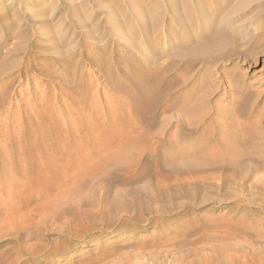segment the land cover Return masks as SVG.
Segmentation results:
<instances>
[{"label": "rangeland", "instance_id": "374dc122", "mask_svg": "<svg viewBox=\"0 0 264 264\" xmlns=\"http://www.w3.org/2000/svg\"><path fill=\"white\" fill-rule=\"evenodd\" d=\"M263 2L264 0H0V177L4 174H7L8 177L12 173L11 178L17 181L28 170V173L32 172L33 168L34 171L38 169L46 175H56L61 170V155L64 152L72 151L70 145L74 137L88 129L95 131L98 130L97 128H101L100 124L106 122V117L111 112L115 111V114L118 112L117 115L121 117L128 92H133L135 84L143 85L147 77L148 79L150 77L158 79V88H163L164 83L170 81L173 83V87L170 86L172 91L175 90L176 93H181L180 95L198 94L194 95L199 100L198 107L201 106V109H198L201 110V113H198V110L196 111L198 115L195 112L193 114L195 117L190 115L185 120L192 121V126L196 128L195 130L192 127L193 129L190 130L191 133L193 132L192 134L189 132L192 139L188 145L197 146L196 148L200 149L199 153L203 151L202 156L207 149L205 145L207 140V144H209L211 137L222 135L223 129L224 132L231 131V128L227 127L230 125L228 123H233V120L230 119L233 116H235L232 118L235 122L233 125L242 121L240 127L245 124L246 129H243L244 126L240 129L239 124L235 125L238 126L236 129L231 124L234 127L232 129L236 132L238 129L241 132L252 129L251 133L260 135L262 144H264V5L262 8L259 7ZM186 6H188L187 9ZM252 8L254 9L251 10ZM260 9H263L261 10L263 12L258 14V17L256 12ZM248 10L251 11L243 15ZM226 11L230 12L229 15L232 14V16L229 17ZM233 16L237 17L236 21H232ZM249 16L253 21L246 19ZM241 19H245L246 22ZM241 21L245 23L242 24ZM219 26L221 29L225 28L228 33L229 31L240 32L238 28L242 26L247 29L248 33L252 32V35L247 40L248 44L234 46L237 52L230 55L227 60L223 59V61L220 57L219 62L216 61L208 68L197 63L195 69L190 71L192 74L185 72L182 69V63H180L183 59L177 53L176 56L174 55L175 50H182L185 47L183 46L185 42L191 44L197 38L199 40L212 37L220 29ZM230 26H233L232 30L229 28ZM216 28L217 30H215ZM227 47L232 49L230 45ZM238 49L244 52L241 50L239 52ZM220 52L221 50L218 51V53ZM140 69L142 73L132 78L135 71ZM193 70L195 71L193 72ZM184 77L189 81V87H177L178 79ZM201 86L203 87L200 90ZM184 92L185 94H182ZM201 102L203 104L206 102L207 105H203ZM231 106L236 110H230ZM223 108H225V115L228 114L226 118L223 116ZM218 109H222L223 114L219 113ZM206 110L210 112L208 113ZM231 112L233 114L230 115ZM235 112L242 117L240 115L237 117ZM165 116L160 115L158 119L161 120L157 119L158 122L153 124H148L142 118L133 116V126L141 130L151 128L150 132L157 129L156 131H161L162 135L166 136L168 133L166 137L170 135L169 138H175L171 122L170 124L163 122ZM243 118L247 120H241ZM201 119L204 120L201 122L203 124L198 123ZM212 119H216V123L225 120V124H217L218 130H216V128H212V124H216ZM226 120L229 122L226 123ZM160 124L162 128H160ZM208 129L213 130L209 132ZM223 134V136L226 134L228 136V133ZM199 135L200 137L204 136V139L202 140L203 137L200 138ZM206 136L208 137L206 138ZM202 145L206 148L202 149ZM173 148L174 150H172ZM30 149L34 154L30 152ZM172 149L163 151L162 156L170 157L169 155L174 153L175 147ZM17 159L22 162L24 160L25 164ZM19 162L25 168L23 170L20 164L22 171L16 167L19 166ZM156 162H158L157 159L151 158V163L147 167L148 173L140 179L128 182L124 180L123 183L110 181V185L112 182V194L107 196L110 203L116 201L119 205L136 204L132 205L131 211L128 212L121 211V207H117V210L113 211V214L119 215L118 217L113 215L114 218L116 217V221H122L125 218L126 229H120L118 221L102 235L95 238L91 236V232L94 229L105 227L100 214L97 215L101 209L99 204L98 207L92 208L94 211L89 210V213L95 217V227L86 231L80 238H73L68 242L63 239L62 234L72 227V224L81 226L83 223L81 219H78L79 221L74 219V222L72 221L73 223L68 225V222L64 224L62 220H55L56 218L51 216V212L48 211L44 213L47 221H39V216H37L34 217V222L30 225L15 223L13 217L18 220L15 216L12 215L9 218L6 216L5 196L2 195L6 192L1 191L0 197L3 196V199L0 198L2 205L0 206V264H151L154 259L162 264H164V260L165 264H170L169 259H173L172 264H176L175 261L178 259H184L185 262L190 261L193 255L197 257V260L201 257L200 255L210 257L212 252L219 253L222 257L220 258L219 254H214V256L212 253L213 258L227 261L236 260L234 263H237V260L239 262L242 259L238 249L236 250V247L242 245L241 242L244 243L243 245L248 243L252 245L264 244L263 208L251 206L246 202L247 196L243 198L237 196L235 187L232 185H229L232 187H230L231 193L227 185H223L226 187L224 188L216 180V185H214V179L211 177V171L206 168L207 166L193 165L195 169L187 168V171L183 169L185 171L181 172V176L180 173H173L174 177L172 174L165 177L164 173L166 175L170 165H174V163L168 162L170 165L164 163V169L167 170L163 171L164 169L160 170ZM27 164L28 167L30 165L33 167L28 169ZM9 166L14 169H9ZM71 166L75 167L73 164ZM175 166L180 168V165ZM182 166L181 168H185ZM16 168L17 170H15ZM158 170L160 172H157ZM8 171L9 174L5 173ZM66 174L69 175V171L61 175L67 176ZM201 176L204 181H207L205 178L209 179L210 184L208 181L204 183ZM162 177L164 178L162 179ZM195 177H199L198 180L201 178L202 184H198L200 181L198 182ZM174 178H179L177 179L179 181ZM182 178H185L186 181L191 179L188 181L191 184L198 182L195 184L196 188L190 183H184L185 179ZM164 179L165 183L162 184ZM193 179L195 182L192 181ZM203 184L204 186H202ZM183 185H185L184 188L188 185L190 190L187 187V190L184 189ZM197 185L198 188L200 185L199 190L201 191L196 190ZM134 187L135 189H133ZM211 187H214L215 190ZM157 188L164 190L167 197H159L158 194H155L158 192ZM221 188H224L223 191ZM115 189L120 194L128 189L129 194H127V190L122 197L115 195L118 194L115 193ZM183 189L186 191L183 192ZM188 190L189 192L186 193ZM98 191L96 195H102V190ZM190 191L193 194L197 191L199 193L193 195ZM20 192L22 193L21 190ZM222 192L227 194L224 195ZM181 193L185 196L181 197L183 196ZM136 195L139 197L136 198ZM142 197L144 201L140 200ZM201 197H204L203 201H201ZM41 198L37 200L38 203L34 201V209H38L48 199L47 196ZM119 198L121 199L119 200ZM172 198L174 200H171ZM134 199L135 202H132ZM222 199L224 200L222 201ZM168 201L170 204L167 203ZM181 202L184 205L180 204ZM151 203L152 205H150ZM165 209L166 211H164ZM153 210L158 214H155L156 212ZM137 211L148 214H138ZM162 211L165 213L161 214ZM64 216L68 218V215ZM11 222L13 224L10 225ZM256 229L257 232H255ZM70 232L74 235V231ZM253 233H259V237ZM255 237L259 239L258 242H254L257 240ZM185 238H188L187 241ZM246 238L250 241L248 242ZM235 239L239 243L238 246ZM16 241L20 242L21 249L13 245ZM225 243L227 246L222 247ZM234 243L235 246H233ZM214 244L217 248L214 247ZM231 245L232 247H230ZM218 247L221 249L219 250ZM225 249H228L227 253L230 252L227 254L228 257L226 254V256L223 255L226 253ZM187 253H189V257ZM183 254L186 256L184 257ZM164 255H168L166 256L168 258L165 259ZM222 255L225 257L223 258ZM230 256L233 259L229 258ZM226 257L229 259H225ZM191 260H196V258ZM167 261L168 263H166ZM225 263L229 264V262Z\"/></svg>", "mask_w": 264, "mask_h": 264}, {"label": "bare ground", "instance_id": "6f19581e", "mask_svg": "<svg viewBox=\"0 0 264 264\" xmlns=\"http://www.w3.org/2000/svg\"><path fill=\"white\" fill-rule=\"evenodd\" d=\"M257 1H259V0H257ZM263 5H264V2L261 3L259 5V7L262 8ZM187 7L188 6H186L185 8L187 9ZM218 8H219V6H218ZM253 9L254 8H252L251 10H253ZM251 10H248V11L244 12L243 15H246ZM261 10H263V9H260V11L258 10L256 12V14L258 15V14L262 13L263 11H261ZM229 13L230 12H227L228 15H229ZM253 14L256 17V14L254 12H253ZM230 16H232V14L229 15V17ZM255 17H253V18H255ZM258 17H259V15H258ZM249 18H250V16H249ZM249 18L247 17L246 19L247 20H252V18H250V19ZM236 19H237V17L235 18L233 16L232 21H236ZM241 20L244 21L245 19H241ZM228 21H229V19H228ZM226 22H227V20H226ZM245 22H246V20H245ZM245 22H243V23H245ZM240 23H242V21ZM234 25H237V24H234ZM231 27H233V26H230L229 28L231 29ZM238 27H240V26H238ZM217 28L215 30H217ZM227 28L228 27L226 26V29ZM238 29H240V32H232V31L230 32L229 31V33H228L227 30H225V28L221 29V27H220V29L216 33H214V35L212 37H210V38H207V39H203L202 38V39H199V40L197 38V40H195L191 44H189V43L186 44V42H185V45L182 44L183 46H185V47H183L182 50H178V49L175 50L173 48L175 50L174 55L176 56V53H177L179 56H181L180 58L183 59L180 63H182V67H183L182 69L185 72H189L190 73V71L193 68L195 69V65L197 63H200V66L202 65V67H204V68H208L209 65H211V64L215 63L216 61H218V59L220 57H221L220 58L221 60H223V59L227 60L230 55H232L233 53H236L237 51L234 49V46L236 47V45H238V44H241V45L242 44H245V45L248 44L247 40L250 39V37L252 35L251 34L252 32L248 33L247 29L246 28L244 29V27H242V26L240 28H238ZM210 34H212V33H210ZM7 36H9V35H7ZM257 37H258V35H257ZM190 38H192V37H190ZM229 45L232 46V49H228L229 47L226 48V46H229ZM218 49L221 50L220 53H218V51H220ZM240 50H239V52H240ZM243 50H241V51H243ZM171 53L173 54V50H172ZM241 54H243V53H241ZM226 63H227V61H226ZM200 66L198 65V68ZM0 70H1V67H0ZM194 71L195 70H193V72ZM141 73H142V71L140 69L139 71H135L133 77L132 76L131 77L135 78V77L139 76ZM190 74H192V73H190ZM192 76H194V75H192ZM157 80L154 77H150L149 79L147 77L146 78V82L143 85H141V84L133 85V92H131V91L128 92V96L126 97L127 98V102L125 103L124 108H122L124 110L122 112L121 117L117 115L118 112L116 114H115V111L113 113L111 112L106 117L107 118L106 122L104 121L103 123L100 124L101 128H97L98 130H95V131H93V130L91 131L89 129L86 130V131L83 130L84 132H80L79 136H77V137L75 136L74 139L72 140L73 142L70 145V147L72 148V151H67L66 153L64 152V154L61 155V158H60V162H61L60 163L61 164L60 168H61V170H60V172H58L60 174L57 173L56 175H54V174L53 175H49V174L46 175L44 173H41L40 170L38 171V169H35V171H34V168H33V170L31 169L32 172L28 173L29 172V170H28V172H27L28 174L25 172L26 173L25 175L23 174L22 177L19 180L15 181L14 178H11L12 173H10L9 171L5 172V173H8V174L9 173L11 174L8 177L6 176L7 174L5 175L3 173L4 176L0 177V192L1 191L2 192L3 191L6 192V193H4L5 195L2 192L1 193H2L3 196H5L4 207H6L5 209H6L7 218H9L10 216L12 217V215H13V216H15L18 219V220H15V218L13 217L14 222L16 221L15 223L18 222V224L24 223L25 225H30V224H32L34 222V217H37V216H39V219H38L39 221H41V220L47 221V217L44 216V213L50 211L51 212V216L56 218L55 220H62V222H64V224H67V222H68V225H69V223L71 224V223L74 222V219H77V221H79L81 219L83 221V223L80 222L82 224L81 226H78L76 224H74V226H73V224H72V227L68 228L69 231L67 230V231H65L62 234L63 239H65L66 241H68V240L71 241L73 238H80L81 235L84 234L86 231H88L89 229H92V228L95 227V223H96L95 217L93 215H91V213H89V210L91 209L92 211H94L92 208L98 207V204H99V208L101 207V209L98 211L97 215L100 214V218L103 219V221L105 223V227L94 229V231L91 232V236L92 237L95 238L97 236L102 235L104 231L109 229L114 223H116L118 221H119L118 222L119 223L118 224L119 228L120 229H124V228L126 229L127 227H125V225H126L125 218L122 221L118 220V219H117L118 221H116V219H115L116 217L114 218L113 215H115V216H117V215L113 214V211L114 210L116 211L117 207H121V211L122 210L125 211V212L131 211L130 209H131V207H133L132 205H135L136 203L134 204V203L130 202L131 204H127V205H121V204L119 205L118 202H116V201L110 203L109 200L107 199V196L110 195V193L112 194L111 185H112L113 181H117V183L118 182L119 183H123V181L126 180V182H128L130 180L140 179L142 176L147 174L148 173L147 167L151 163V158L157 159L158 162H156V163L158 164L160 170L165 168L164 163H167V164H168V162H170V164L174 163V165L168 164L171 167L168 166L169 169H168L167 174L165 175V173H164L165 177L168 176V175H171V174L173 176V173H175V174L176 173H180V176H181V172L185 171L183 169H186V171L188 170L187 168H192L193 169L194 168L193 165H198V166L201 165L202 167L207 166L206 168L211 171V173H210L211 177H212V179H214V182L212 181L214 183V185H216L215 184V180L219 183V185H222V187H224L226 185H227V187H229V185H232V187H235L237 196H240V198H243L244 196H247L248 198H246L247 199L246 202L250 203L251 206H255V207H258V208H263V210H264V144H262L263 142H262L261 136L260 135H255V134H253V132L251 133V131H253L251 128H249V129H251V131L247 130V132H245L246 130L244 131L243 129L245 128L246 125L243 124L240 127V124H242V121H239V120H235V121L236 122L237 121L241 122V123H238L240 129L245 125L243 127V129H242L244 132H241V130H239V129L236 132L232 128L235 127L237 129L238 126L236 127L235 125H238V124L236 123L235 125H233V123H235V122H234V119H232V118L235 117V116L232 115L233 117L230 118V119L233 120V123H228L229 122L228 120H230L229 118H228V120H226V123L230 124L229 127H227L228 124H227L226 127L227 128H231L230 130L232 131V133H231V131L230 132H226V131L224 132V129H223L222 133L219 131L222 135L213 136V137H211L212 136L211 135L210 136L211 140L209 141V144H207L208 140L206 141V144L204 143L206 145L207 149H206V151H204V155L203 156H205V157H203L201 155L202 152H203L202 150H201L202 152L199 153L200 149H197L196 148L197 146L194 147V146L188 145L190 139H192L191 136H190V133H191L190 130L193 129L195 126L194 127L192 126V124H193V123H191L192 121H190V120L186 121L187 120L186 117H189L190 115L193 116V114L196 111L199 110L198 108L201 107V106L198 107L199 100L194 95V94H197V93L186 95V96L180 95L181 94L180 92H179L180 94H178V93L175 92V90L172 91V88L170 86H172L173 83L170 82V81L165 82L163 88H161V87L158 88ZM188 85H189V81L184 77V78L178 79V83H177L176 86L179 87V88H185V87H189ZM202 87L203 86H201V88L200 87H198V88H200V90H201ZM192 91H193V89H192ZM197 91H198V89H197ZM200 92H202V91H200ZM182 94H185V92L182 93ZM204 99H202V100H204ZM204 101H206V100H204ZM179 102H180V104H179ZM157 104H159V106H157ZM205 104H206V102H205ZM205 104H203V105H205ZM233 106H231L230 107L231 109L230 108L229 109L230 110L235 109V107L232 108ZM204 107L206 108V106H204ZM205 108H203V110H205ZM224 110H225V108H223V112H224ZM221 111H222V109L219 110V113ZM227 111H228V109H227ZM240 111L242 113L241 109H240ZM207 112L209 113L210 111H207ZM207 112H204V113H207ZM223 112H221V113L223 114ZM142 113H144L145 115H143ZM198 113H201V110H199ZM237 113H240V112L237 111ZM237 113H236V115L238 117V115H240V114H237ZM167 114H168V116H167ZM196 114H197V112H196ZM231 114H233V112H231L230 115ZM160 115H164V116L166 115L165 118H163V122L164 123H169L170 124V122H171V126L174 127L172 132L174 131L175 138H169L170 135L168 137H166L168 133L166 134V136H165V134L162 135L160 133L161 131L160 132H159V130H158V132L156 131L157 129L155 131H151L150 132L151 128H149L148 130H141V129H138L135 126H133V124H134L133 121H132L133 120V116L137 117V118H142V120L146 121L148 124H153V123H156V121H157V119H158V117ZM227 115H225V112H224L223 116H225V118L228 117ZM205 116H206V114H205ZM193 117H195V116H193ZM204 117H202V118H204ZM243 117H245V116L243 115ZM239 119H240V117H239ZM158 120H161V119H158ZM195 120H198V119L195 118ZM201 120H200V122H198V121L197 122L201 123V122L204 121L203 119H201ZM231 120H230V122H231ZM241 120H245V119L243 118ZM209 121H210V119H209ZM213 121L216 123V119L213 120ZM99 123H100V121H99ZM198 123H196V124H198ZM219 123H224L225 124V120L222 121V122H219ZM219 123L217 122L216 124H212V128H214V129L216 128V130H218V128H217L218 125L217 124H219ZM201 124H203V123H201ZM165 125L167 126V124H165ZM166 126H164V127H166ZM219 126L221 128V125H219ZM247 127H248V125H247ZM89 128L91 129V127H89ZM160 128H162V125H161ZM209 128H211V127H209ZM194 129L196 130V128H194ZM208 130L210 132L213 129H211V130L208 129ZM225 130H227V129H225ZM219 132H217V133H219ZM223 133H228V136H227V134H226V136L229 137L230 139L228 140V138L226 136H223L224 135ZM133 134H135V135H133ZM212 134H213V132H212ZM209 135H210V133L208 134V136ZM134 136H136V137H134ZM208 136H206V138ZM199 137H200V135H199ZM202 137H200V138H202V140H203L204 136H202ZM246 141H247V143H246ZM200 142H202V141H200ZM172 147H175L174 153L173 154L171 153V155H169L170 157H168V158H165L166 156L163 157L162 156L163 155V151H165L166 149H169V148L172 149ZM201 147H203L202 149L206 148V147L204 148L203 145ZM172 150H174V148ZM44 151H45V148H44ZM30 152L32 153L31 149H30ZM32 154H34V152ZM165 154H167V153H165ZM205 154H207V155H205ZM67 157H69V159H66ZM2 159H3V157H2ZM17 160L20 161V159H17ZM20 162H22V161H20ZM20 162H19V166H16V167H19L18 168L19 171H20L21 168L23 170L25 169V168H23V166H22V164ZM29 162H30V160H29ZM22 163H24V160H23ZM20 164L22 166L21 168H20ZM28 164H30V163H28ZM28 164H27V167L29 166ZM72 164L75 167H72L71 166ZM167 164H165V165H167ZM16 165H17V163H16ZM175 165H178V166L180 165V168H178ZM181 166L185 167V168H181ZM190 166H192V167H190ZM30 167H33V166L30 165ZM30 167H28V169ZM5 169H3V170L5 171ZM9 169H11L10 166H9ZM13 169L14 168H12L11 170H13ZM22 169H21V171H22ZM199 169H201V168L199 167ZM15 170H17V168ZM165 170H167V169H164L163 171H165ZM67 171H69V173H70L69 175H67V174H66L67 176H65V175L62 176L61 175L62 173H67ZM130 171H131V173H130ZM163 171H161V172H163ZM194 171L195 170H193V172ZM207 171H206V173H207ZM157 172H160V171L158 170ZM261 172H263V173L261 174ZM189 174H190V172H189ZM196 174H197V172H196ZM198 174H199V172H198ZM0 175H1V173H0ZM155 175H157V174H155ZM160 175H161V173H160ZM199 175H201V174H199ZM202 175H204V174H202ZM178 176H176V177H178ZM207 176H210V175H207ZM191 177H192V175H191ZM199 177H197V178H199ZM211 177H209V178L211 179ZM163 178L164 177H162V179ZM179 178H177V179H179ZM197 178H196V180H198ZM201 178L204 181V178L202 176H201ZM175 179L176 178H174V180ZM182 179H185V178H182ZM200 179L198 180V182L200 181L199 183L196 182L194 184L193 183L191 184L190 182H188V181H191V179H189V180L187 179L188 181H186V179H185L184 183H186V182L190 183L191 185L195 186V188H196L195 184H197V183L200 184L201 183ZM205 180H207L209 182V184H210L209 179L205 178ZM110 181H112L111 185H110ZM156 181H158V180H156ZM177 181H179V180H177ZM180 181H182V180H180ZM192 181L195 182V179H193ZM207 181H204V183H207ZM164 183H165V179H164V182H162V184H164ZM213 183H212V186H213ZM158 184H160V183H158ZM175 184H176V182H175ZM190 184H188V185H190ZM188 185H186V187H187V189L190 190V187ZM22 186H23V190H22ZM177 186H180V185L177 184ZM184 186L185 185H183V188H184ZM202 186H204V184ZM186 187L184 189H186ZM214 187L217 188L216 186H214ZM214 187H211V189H214ZM230 187H229V190H230ZM224 188H226V187H224ZM224 188H221V190L224 189ZM99 189L102 190V193H101L102 195L97 196L96 194H97V192H99L98 191ZM122 189H120V190H122ZM133 189H135V187ZM178 189H180V188H178ZM181 189H182V186H181ZM184 189L182 190L183 192H185L187 190V189L186 190H184ZM199 189H200V185H199V188H198V185H197V189L196 190H199ZM20 190L22 191V193L20 192ZM116 190L117 189H115V193H118V191H116ZM127 190L128 189H126V191ZM131 190H132V188H131ZM157 190H158V188H157ZM189 190L186 193H188ZM193 190L196 191L195 189H193ZM231 190H230V193L232 192ZM126 191H124V192H126ZM199 191H201V190H199ZM199 191H197V192L199 193ZM190 192L192 193V191H190ZM226 192H228V191H226ZM226 192H222V193H224V195H225ZM1 193H0V196H1ZM23 193H25V194H23ZM123 193L122 194L118 193V194H115V195H121V197H122ZM196 193L195 194L192 193V194L196 195ZM230 193L228 195L229 197H230ZM127 194H129V190H128ZM155 194H158L159 197H163V196L165 197L166 196L165 195V191L161 190V188ZM115 195H114V197L116 199L117 197ZM182 195L183 196H181V197L185 196L184 194H182ZM3 196L0 197V198L3 199ZM44 196H47V198H48L46 200V202L44 200H42V201H44V203L42 202L43 204H41L38 207V209H34V201H37L38 199L40 200V198L44 197ZM90 196L92 198H89ZM191 196L192 195H190V197ZM118 197H120V196H118ZM135 197L137 198L139 196L136 195ZM213 197L217 198L216 196H213ZM231 197H233V195H231ZM193 198L195 199V197H193ZM223 198H225V196H223ZM120 199L121 198H119V200ZM141 199H143V197L140 198V200ZM148 199H151V197H148ZM203 199H204V197L201 199V201H203ZM167 200H169V199H167ZM171 200H174V199L172 198ZM213 200H214V198H213ZM223 200L224 199H222V201ZM143 201H144V199H143ZM143 201H141V202H143ZM169 201L167 203H169ZM175 201H176V198H175ZM222 201L220 200V202H222ZM0 202H1V200H0ZM38 202L39 201H37V203ZM126 202L128 203L127 200H126ZM132 202H135V199ZM137 202H138V199H137ZM220 202H218V203H220ZM138 203H137V207H138ZM180 204H183V203L181 202ZM150 205H152V203ZM174 205L176 206V204H174ZM0 206H2V205L0 204ZM182 206H180V207H182ZM192 206H194V205H192ZM144 207H145V205H144ZM144 207H143V209H144ZM1 209H2V207H1ZM156 209H157V207H156ZM173 209H175V208H173ZM176 209H178V208H176ZM160 210H163V209H160ZM139 211H140V209H139ZM144 211H145V209H144ZM153 211H155V210H153ZM164 211H166V209ZM164 211H162L161 214H163ZM114 213H116V212H114ZM137 213L138 214H142L144 212L142 211V213H139L137 211ZM125 214L127 215V213H125ZM138 214H136V215L139 217ZM144 214H148V213H144ZM155 214H158V212H156ZM64 215H68V218H66ZM129 215H130V213H129ZM137 216H136V218H138ZM238 216H240V215H238ZM127 219H129V218H127ZM138 220H139V218H138ZM234 221H236V220H234ZM12 222H13V220H12ZM12 222L10 223V225L13 224ZM260 222H261V220H260ZM8 223H9V220H8ZM24 224H22V225H24ZM253 228H254V226H253ZM239 230H240V228H239ZM246 230H247V228H246ZM258 230H259V228H258ZM70 231H74V235ZM224 232H226V231H224ZM255 232H257V229H256ZM219 234H220V232H219ZM253 234L256 235L257 233H253ZM246 235H248V234H246ZM240 236H243V235H240ZM216 237H218V236H216ZM219 237H223V236H219ZM258 237H259V235H258ZM224 238H226V237L224 236ZM255 238H257V237H255ZM187 239H186V241H187ZM248 239H247V241L249 242L250 240H248ZM236 240L237 239H235L234 241L236 242ZM258 240L259 239L257 238V240H254V242L255 241L258 242ZM222 241H223V238H222ZM248 242H245V243H248ZM259 243H257V244H259ZM222 244H223V242H222ZM241 244L242 245H239V243L236 242V245L237 246L239 245L238 248L236 247V250L238 249L239 256L242 257V259L239 260V262L237 260V263H234V261H236V260L227 261V260H223V259L222 260L221 259L218 260L217 258H213L212 256L215 254L213 252H212L213 255H212V253L209 255L210 257H207L205 255L202 257V255H200V254H203V253H200L199 255L201 257L200 258L198 257L199 260H197V257H195L193 254H192L193 257L192 256L191 257L194 258V259L196 258V260H191L192 258L190 259V261L187 260L188 262L187 261L185 262L184 259H178V260L174 259V260H176L175 261L176 264H228V263H225V262H229V264H264V244L263 245H261V244L260 245H256V244L252 245V244L248 243V244H245L246 246L243 245L244 243H242V242H241ZM13 245L16 248L21 249V245H20L19 241H16ZM224 246H227V244L225 243L222 247H224ZM233 246H235V243L233 244ZM206 247H207V245H206ZM214 247H216L215 244H214ZM228 247H229V243H228ZM230 247H232V245ZM210 248H211V246L207 250L209 251ZM218 249H219V247H218ZM226 250H228V249H225V252H226ZM211 251H214V250L211 249ZM222 251H224V250L222 249ZM189 253H187V255ZM191 253H192V251H191ZM197 253H198V250H197ZM221 253H224V252H221ZM228 253L230 254V252H228ZM228 253L226 252L223 255H225V254L227 255ZM218 254L219 253H217L215 255H218ZM166 256H168V255H166ZM166 256H165V259L168 258ZM183 256L185 257L186 255L183 254ZM183 256H181V257H183ZM218 256H220V258H222L220 254ZM225 256H223V258ZM231 256L229 258H231V259H233V257L236 258V256H234V255H233V257H231ZM188 257H189V255H188ZM227 257H228V255H227ZM227 257L225 259H229ZM153 259H154V257H153ZM162 259L163 258H161V260ZM172 260L173 259H171V260L169 259V263L170 264H172L174 262ZM164 261H163V263L165 264ZM170 261H172V262H170ZM166 263H168V261ZM151 264H162V263L158 262V261H155V259H154V261H152Z\"/></svg>", "mask_w": 264, "mask_h": 264}]
</instances>
